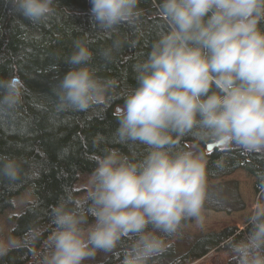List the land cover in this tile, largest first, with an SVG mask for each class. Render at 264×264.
<instances>
[{"label":"clouds","instance_id":"clouds-1","mask_svg":"<svg viewBox=\"0 0 264 264\" xmlns=\"http://www.w3.org/2000/svg\"><path fill=\"white\" fill-rule=\"evenodd\" d=\"M139 2L90 0V20L107 33L135 26ZM53 3L14 0L33 24L49 19ZM158 10L165 30L134 66L136 86L124 97L115 131L120 143L149 151L139 161L117 149L96 157L85 194L51 207L55 227L42 264H83L124 238L132 243L121 264H150L183 221L203 225L211 191L204 155L177 141L192 136L203 144L264 149V0H158ZM119 46L117 39L104 57ZM92 58L88 44L77 41L65 61L71 67L53 88L57 110L85 111L104 100L110 82L90 70ZM23 88L18 77H0V119L16 115ZM22 172L17 159L0 156V179L15 182ZM246 229L225 241L229 264H264V197L251 204ZM8 249L0 242V256Z\"/></svg>","mask_w":264,"mask_h":264},{"label":"trees","instance_id":"trees-1","mask_svg":"<svg viewBox=\"0 0 264 264\" xmlns=\"http://www.w3.org/2000/svg\"><path fill=\"white\" fill-rule=\"evenodd\" d=\"M53 8L47 21L33 24L16 11L14 0H0V77L15 76L24 85L16 115L0 119V156L17 159L23 168L15 182L0 179V214L26 190L33 196L13 217L14 243L0 256V264H42L48 251L47 237L55 227L51 207L62 199L81 197L78 178L91 174L97 156L117 149L139 161L149 151L138 142L120 143L115 131L124 97L136 86L134 66L147 58L153 41L165 30L158 0H140L138 23L123 24L114 33L102 32L92 24L90 0H54ZM117 39L120 46L106 59L103 51ZM77 41L88 44L93 52L88 67L110 86L104 100L88 110L60 111L55 107L53 88L71 67L65 61ZM177 144L184 150L206 153L211 191L205 209L230 214L245 208L237 180L224 179L237 170L253 176L256 193L264 192V149L247 151L238 145H222L207 151V144L192 136L179 139ZM246 230V224L242 228L228 224L191 236L179 226L176 233L164 237L166 252L150 264H191L212 251L227 252L225 241L239 239ZM184 241H188L187 248L178 250L176 246ZM131 243L132 239L124 238L113 251L98 250L83 264H121Z\"/></svg>","mask_w":264,"mask_h":264},{"label":"rangeland","instance_id":"rangeland-1","mask_svg":"<svg viewBox=\"0 0 264 264\" xmlns=\"http://www.w3.org/2000/svg\"><path fill=\"white\" fill-rule=\"evenodd\" d=\"M203 154L207 161L206 153L197 151L196 154ZM89 175H80L77 181L78 190H80V196L85 194L87 188V178ZM224 179L237 180L241 196L245 202V208L240 211L232 212L227 214L225 212L213 211L204 209V222L203 225L197 224L193 219L190 223L180 225L182 232L187 233L191 236H197L208 231L220 230L226 225H236L238 228H242L246 224V217L249 208L254 200L264 197V192L256 193L254 191V178L244 170H237L233 174L225 177ZM212 183V182H211ZM29 190V189H28ZM26 190L22 195L15 198L14 205L5 210L0 214V242L11 245L13 243V236L11 229L13 228L14 222L13 217L18 214L27 202L33 200L31 193ZM188 241L180 242L177 245V249L184 251L187 248ZM229 259V253L218 250L212 251L206 254L204 257L194 261L191 264H226Z\"/></svg>","mask_w":264,"mask_h":264},{"label":"water","instance_id":"water-1","mask_svg":"<svg viewBox=\"0 0 264 264\" xmlns=\"http://www.w3.org/2000/svg\"><path fill=\"white\" fill-rule=\"evenodd\" d=\"M217 146H222V145L219 143H216V142H211V143L207 144L206 150L210 151L212 148L217 147Z\"/></svg>","mask_w":264,"mask_h":264}]
</instances>
